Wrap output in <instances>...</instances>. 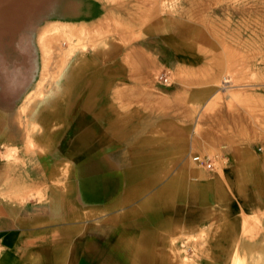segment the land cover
Here are the masks:
<instances>
[{"label":"crops","instance_id":"crops-1","mask_svg":"<svg viewBox=\"0 0 264 264\" xmlns=\"http://www.w3.org/2000/svg\"><path fill=\"white\" fill-rule=\"evenodd\" d=\"M155 20L154 0H0V264H249L264 253V151H224L207 169L173 166L170 132L154 148L151 71L179 63ZM55 28L84 47L46 60L41 38ZM125 110L147 111L134 140L148 143L126 181L124 151L109 150L125 124L140 126Z\"/></svg>","mask_w":264,"mask_h":264},{"label":"rangeland","instance_id":"rangeland-1","mask_svg":"<svg viewBox=\"0 0 264 264\" xmlns=\"http://www.w3.org/2000/svg\"><path fill=\"white\" fill-rule=\"evenodd\" d=\"M154 3L156 33L171 44L173 56L179 62L174 69L156 63L151 71L149 83L154 93L147 92L144 102L155 104L154 148L163 150V135L170 132V148L177 153L182 151L181 157L171 159L173 166L184 159L189 165H199L192 160L196 153L208 154L217 165L219 161L222 163L220 155L224 151L263 152L264 0H154ZM143 9L140 7V13ZM42 37L46 60L59 54L63 61L74 47H84L78 44L79 39L72 43V35L66 29L55 28L44 32ZM69 42L73 45L71 49H67ZM62 61L55 69L60 68ZM162 71L168 72L171 84L158 82L157 76ZM132 98H136L135 94L125 91L124 100ZM124 112L125 119L135 118L137 123L147 111ZM139 123V127L125 124L122 135H118L120 141L109 142V150L114 152L118 146L124 151L121 175L124 181L130 179L128 167L147 160L137 157L148 149L147 140L142 137L134 140L147 130L144 121ZM112 128L121 131V127ZM155 161L157 166H163L162 157H156ZM160 170L155 174L156 181L164 177L158 173ZM121 176L108 173L106 182L116 185ZM140 176L141 181L147 178ZM231 264L245 261L236 255ZM249 264H264V253L252 254Z\"/></svg>","mask_w":264,"mask_h":264},{"label":"built area","instance_id":"built-area-1","mask_svg":"<svg viewBox=\"0 0 264 264\" xmlns=\"http://www.w3.org/2000/svg\"><path fill=\"white\" fill-rule=\"evenodd\" d=\"M157 80L160 84L163 85H169L172 82L168 72L166 71H162L161 73H159L157 76ZM192 160L207 169H211L213 166L212 159L207 154L196 153L192 156Z\"/></svg>","mask_w":264,"mask_h":264},{"label":"bare ground","instance_id":"bare-ground-1","mask_svg":"<svg viewBox=\"0 0 264 264\" xmlns=\"http://www.w3.org/2000/svg\"><path fill=\"white\" fill-rule=\"evenodd\" d=\"M98 15V14H97ZM117 23V22H116ZM96 29V28H95ZM115 29V28H114ZM88 31V30H87ZM97 32V31H96ZM91 33V32H90ZM93 34V33H92ZM76 39V38H75ZM83 46V45H82ZM68 47V46H67ZM64 50V49H63ZM60 56V55H59ZM72 58V57H71ZM260 231V230H259ZM254 237V236H253ZM235 262V261H234Z\"/></svg>","mask_w":264,"mask_h":264}]
</instances>
